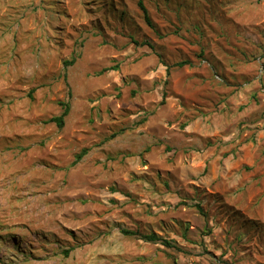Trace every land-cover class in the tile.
Returning <instances> with one entry per match:
<instances>
[{"label": "rangeland", "instance_id": "374dc122", "mask_svg": "<svg viewBox=\"0 0 264 264\" xmlns=\"http://www.w3.org/2000/svg\"><path fill=\"white\" fill-rule=\"evenodd\" d=\"M0 264H264V0H0Z\"/></svg>", "mask_w": 264, "mask_h": 264}, {"label": "trees", "instance_id": "16d2710c", "mask_svg": "<svg viewBox=\"0 0 264 264\" xmlns=\"http://www.w3.org/2000/svg\"><path fill=\"white\" fill-rule=\"evenodd\" d=\"M139 5H140V7H141V9H142V11L144 13L145 20H146L147 24L151 25V22H150L149 17H148L147 10L145 9V7L143 6V4L141 2L139 3ZM148 45H150V44H148ZM73 63H74V60L66 61L65 65H72ZM183 65H184L183 62L177 64V66H180V67H182ZM64 107H65V109H64V112L61 114V116L52 118L50 120V122H55L58 127H63L64 121H65V117L69 113V105L65 104ZM86 153H87V150H84L82 153H80L78 155L77 159L81 160ZM123 233L127 234V235H135L136 234L134 232H129V231H126V230H123ZM140 237H141V239H143L146 242H152V243L161 242L163 245H165L167 247H173L171 241H169L167 239H162L156 234L143 235V236H140ZM66 254L68 255V252H66Z\"/></svg>", "mask_w": 264, "mask_h": 264}]
</instances>
